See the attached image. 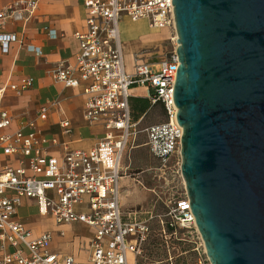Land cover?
Listing matches in <instances>:
<instances>
[{"label": "built area", "instance_id": "1", "mask_svg": "<svg viewBox=\"0 0 264 264\" xmlns=\"http://www.w3.org/2000/svg\"><path fill=\"white\" fill-rule=\"evenodd\" d=\"M39 1L18 0L0 11V45L4 53L9 52L12 42L24 44L15 33L5 31L6 23H27L36 14ZM82 2L86 27L75 33L79 41L76 64H59L52 75L66 86L84 84V87L55 101L53 106L65 115L61 123L65 129L71 125L66 113L80 109L88 122L103 125L106 133L92 149L65 145L62 159L49 155L44 147L45 139L35 130V120L28 118L14 130V117L2 106L7 93L20 94L30 89L34 78L24 77L16 83L8 80L0 85V153L15 160L0 165V250L3 251L0 264H143L141 258L151 231L149 220L154 218L160 222L162 237H177L182 231L178 239L189 242L196 264H212L187 192L166 203L165 213L152 212L145 220L137 219L123 206L122 159L142 132L167 185L185 182L181 155L184 129L178 122L174 100L178 44L169 57L155 62L136 55L130 71L120 29L124 19L145 20L150 28L167 29L178 39L174 0ZM51 35L55 37L56 32L52 30ZM177 39L173 40L177 42ZM27 47L41 53L40 47ZM135 85L147 89L146 98L151 107L163 106L166 115L163 122L139 128L140 121L132 119L131 87ZM49 108L43 106L38 110L40 120L49 118ZM52 142L56 144L57 140ZM24 199L36 201L40 213L52 214L59 224L80 221L94 227L90 262L80 263L74 256L62 258L50 252V232L34 237L24 223L16 220L17 209ZM9 247L13 250L9 251Z\"/></svg>", "mask_w": 264, "mask_h": 264}, {"label": "water", "instance_id": "2", "mask_svg": "<svg viewBox=\"0 0 264 264\" xmlns=\"http://www.w3.org/2000/svg\"><path fill=\"white\" fill-rule=\"evenodd\" d=\"M182 172L212 264H264V0H174Z\"/></svg>", "mask_w": 264, "mask_h": 264}, {"label": "crops", "instance_id": "3", "mask_svg": "<svg viewBox=\"0 0 264 264\" xmlns=\"http://www.w3.org/2000/svg\"><path fill=\"white\" fill-rule=\"evenodd\" d=\"M16 1L18 0H0V11ZM125 21L139 23L145 20L124 19L120 25L125 61L129 70L132 71L134 58L140 53L126 49L122 35V25ZM85 27L86 10L82 0H40L39 8L30 21L25 24L8 21L5 25V31L15 33L18 38L23 39L24 44H20L18 41L12 42L8 53H4L0 45V85L8 80L16 83L24 77L34 78V85L30 89L20 94L9 92L2 99V106L9 110L14 117L12 129H18L28 118L34 119L36 132L45 139L44 147L47 153L60 159L64 157L65 145L72 148L92 149L106 133L103 125L88 122L84 117L83 110L80 109L66 113V116L71 119V125L69 129H65L61 124L65 115L57 106H53L55 101L72 96L84 87V84L77 87L66 86L54 79L52 70L62 63L71 66L76 64L79 41L75 37V33L83 31ZM52 30L56 32L55 37L51 35ZM153 41L155 39L146 38L141 46L149 45ZM27 45L40 47L41 53L29 50ZM147 59L155 62L162 58L149 57ZM146 94L145 87L132 90V96L138 100L146 99ZM43 106L50 107L49 118L46 121L40 120L37 116L38 110ZM155 106L163 108L161 104ZM95 137L99 139L94 140ZM54 139L57 140L56 144L52 142ZM142 146L146 147L145 142L137 143L136 139L127 149L122 159L121 184L125 190L124 209L128 213L132 212L137 219L145 220L148 217H142L137 211H131L124 205L132 194L128 179L132 152ZM10 161L14 162L15 160L0 153V165ZM15 219L24 223L32 231L34 237L50 232L52 234V241L49 245L50 252L56 253L62 258L74 256L80 263L90 262L92 242L96 234L94 227L80 221L59 224L52 214H41L37 202L31 199L22 201L17 209ZM81 227L89 229V233L84 236L80 235L77 228ZM71 233L73 235L70 239L61 240ZM8 249L9 251L13 250L12 247ZM84 249L87 251V256L81 257ZM2 257L3 251L0 250V259Z\"/></svg>", "mask_w": 264, "mask_h": 264}, {"label": "rangeland", "instance_id": "4", "mask_svg": "<svg viewBox=\"0 0 264 264\" xmlns=\"http://www.w3.org/2000/svg\"><path fill=\"white\" fill-rule=\"evenodd\" d=\"M122 26V35L126 49L128 51L135 50V52H139L147 58L169 57L177 46V42L171 38L174 36V33H170L167 29L154 30L149 27L147 21L139 23L125 21ZM146 38H157V40L149 43V45L143 44L141 46L146 41ZM138 87L142 86L135 85L131 89H137ZM165 119L166 115L163 108L153 106L139 120V128L161 123ZM98 139V137H95L94 140ZM145 140V133H140L137 143H144ZM158 165V160L150 155L145 146L133 150L129 169L130 177L128 178L132 194L125 201L124 205L131 211H137L142 217H148L152 212L154 214L165 213L167 210L166 203L187 192L185 182L183 183L182 180L176 181L175 186L169 187L164 177H161L159 170H157ZM149 224L151 231L146 244L145 254L141 258L143 264H196V256L191 251L189 242L178 239V237L182 236V231L178 233L177 237L170 235L162 237L160 235L161 225L158 219L149 220ZM77 230L82 236L89 233V229L87 228L81 227L77 228ZM72 235L71 233L67 237L61 238V240L66 241V238L70 239ZM86 256L87 251L84 249L81 257ZM170 257H172V260L169 259Z\"/></svg>", "mask_w": 264, "mask_h": 264}, {"label": "trees", "instance_id": "5", "mask_svg": "<svg viewBox=\"0 0 264 264\" xmlns=\"http://www.w3.org/2000/svg\"><path fill=\"white\" fill-rule=\"evenodd\" d=\"M146 99L138 100V99L134 98L133 96L131 97L130 104H131V108H132V119L134 121H139L141 118H143V116L147 112V110H149L151 108L150 101L148 99L147 100ZM168 232L170 233L171 229H169Z\"/></svg>", "mask_w": 264, "mask_h": 264}, {"label": "bare ground", "instance_id": "6", "mask_svg": "<svg viewBox=\"0 0 264 264\" xmlns=\"http://www.w3.org/2000/svg\"><path fill=\"white\" fill-rule=\"evenodd\" d=\"M173 34V33H172ZM173 39H177L176 34L174 33ZM155 40H157V38H155ZM130 55L132 56V53H130Z\"/></svg>", "mask_w": 264, "mask_h": 264}]
</instances>
